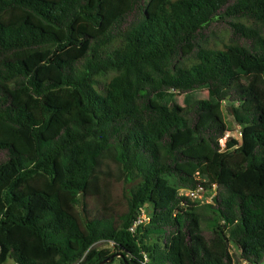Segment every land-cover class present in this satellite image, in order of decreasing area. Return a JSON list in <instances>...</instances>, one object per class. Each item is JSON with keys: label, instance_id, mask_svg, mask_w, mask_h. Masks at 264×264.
I'll use <instances>...</instances> for the list:
<instances>
[{"label": "trees", "instance_id": "1", "mask_svg": "<svg viewBox=\"0 0 264 264\" xmlns=\"http://www.w3.org/2000/svg\"><path fill=\"white\" fill-rule=\"evenodd\" d=\"M113 254L264 264V0H0V264Z\"/></svg>", "mask_w": 264, "mask_h": 264}, {"label": "rangeland", "instance_id": "2", "mask_svg": "<svg viewBox=\"0 0 264 264\" xmlns=\"http://www.w3.org/2000/svg\"><path fill=\"white\" fill-rule=\"evenodd\" d=\"M207 94H208V92L205 89H201V90H195V91L191 92L190 94L187 95V97H189L190 100H198L201 98H206ZM185 96L186 95L181 94V95L176 96V99L182 103V100ZM223 116H224V119L227 123L230 137L239 139L238 125L234 122L232 116L229 113V110L225 106H223ZM221 141L223 142V139ZM183 192L185 193V191H183ZM203 194L206 196H210V195H212V192H206L205 191V193L203 192ZM141 218H146L145 212L142 213ZM93 246L97 247V248H110L111 243L109 241H106V240H101V241H98L95 244H93ZM232 252L235 255L238 254V251L236 249H232ZM3 264H15V263L10 258H7ZM106 264H121V263L119 262V260L117 258H114Z\"/></svg>", "mask_w": 264, "mask_h": 264}, {"label": "built area", "instance_id": "3", "mask_svg": "<svg viewBox=\"0 0 264 264\" xmlns=\"http://www.w3.org/2000/svg\"><path fill=\"white\" fill-rule=\"evenodd\" d=\"M230 137V134H229V131H227L224 136H223V142L222 144L224 143V141ZM214 186L212 185L209 189H205L203 186H200L198 187L197 189L195 190H181V193L187 195V196H190L192 199L194 200H199V201H210L212 196H213V191H214ZM185 191V193L183 192ZM206 192H212V195L210 196H206L203 194V192L205 193ZM139 222V221H137ZM245 264V263H244Z\"/></svg>", "mask_w": 264, "mask_h": 264}, {"label": "water", "instance_id": "4", "mask_svg": "<svg viewBox=\"0 0 264 264\" xmlns=\"http://www.w3.org/2000/svg\"><path fill=\"white\" fill-rule=\"evenodd\" d=\"M121 256V254H113L111 255L110 257L106 258V259H103L101 260L100 262L96 263V264H105V263H108L109 261H111L113 258L115 257H119ZM125 264H127V262H124Z\"/></svg>", "mask_w": 264, "mask_h": 264}]
</instances>
